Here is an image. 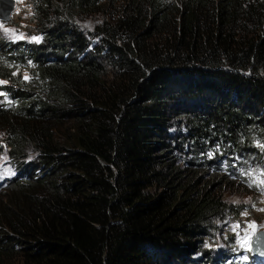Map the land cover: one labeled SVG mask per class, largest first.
Returning a JSON list of instances; mask_svg holds the SVG:
<instances>
[{"label":"trees","instance_id":"16d2710c","mask_svg":"<svg viewBox=\"0 0 264 264\" xmlns=\"http://www.w3.org/2000/svg\"><path fill=\"white\" fill-rule=\"evenodd\" d=\"M27 2L41 42H0V264H264L226 199L264 148V0Z\"/></svg>","mask_w":264,"mask_h":264},{"label":"rangeland","instance_id":"374dc122","mask_svg":"<svg viewBox=\"0 0 264 264\" xmlns=\"http://www.w3.org/2000/svg\"><path fill=\"white\" fill-rule=\"evenodd\" d=\"M9 1L4 0V6L0 0V16L5 17V14L9 10ZM9 25H0V39L3 41H23L29 43H36L39 38L34 35H29L31 30L30 24V7L27 0H13V9L9 15ZM82 25L85 28H91L92 21L86 19L82 21ZM30 31V32H29ZM21 78L27 79L28 74L24 70H20ZM5 81L0 79V85ZM4 96L0 92V104L4 101ZM1 144V143H0ZM6 151L4 147L0 145V179L2 177L10 175L12 169L9 166L5 157ZM241 172L245 174H256L254 179L256 187L253 190H242L237 184H234V188L237 190L228 191L226 199L230 204H234L242 208V213L239 216V222L235 224L237 228L235 241L237 249L242 251L248 250V244L252 235L258 231L264 233V149L260 156L259 162L244 161L240 164ZM251 167L257 170H251ZM224 190V187L222 188ZM224 223V222H223ZM222 223V224H223ZM222 224H218L221 227ZM243 254V253H242ZM240 255L231 256L230 263L237 262L243 259Z\"/></svg>","mask_w":264,"mask_h":264},{"label":"clouds","instance_id":"9594fccd","mask_svg":"<svg viewBox=\"0 0 264 264\" xmlns=\"http://www.w3.org/2000/svg\"><path fill=\"white\" fill-rule=\"evenodd\" d=\"M12 2H13V0H12ZM12 9H13V3H12ZM12 9L9 11L7 17H5V18H0V25H1V26H7V25H9V22H8L9 19H10L9 15L11 14ZM30 18H31V12H30ZM30 24H31V22H30ZM29 28H30V26H29ZM30 30H31V29H30ZM33 34H34V33H33V31L31 30V33H30L29 35H33ZM34 35H35V34H34ZM35 36L38 37V38H39V42H41V38H40L38 35H35ZM0 42H1L2 44H9V45H12V46L21 45L22 48H25V46H26L27 44H29V42H23V41L10 42V41H3V40H1V39H0ZM3 147H4V146H3ZM263 149H264V148H263ZM263 149L261 150V153H262ZM4 150H5V148H4ZM5 151H6V150H5ZM260 156H261V155H260ZM247 160H248L249 162H252V161L255 162V160H249V159H246V160H243L241 163H239V164H238V167L241 169L240 164H242L244 161H247ZM9 166H10V165H9ZM10 167H11V166H10ZM11 169H12V167H11ZM12 173H13V171H11L10 175L5 176V177H2V178L0 179V187H2V186L5 185L6 181L8 180L7 178H8L9 176H11ZM248 253H249L251 256H254L255 258H257V257H264V256L259 255V254H252V253L249 251V244H248Z\"/></svg>","mask_w":264,"mask_h":264},{"label":"water","instance_id":"95a60500","mask_svg":"<svg viewBox=\"0 0 264 264\" xmlns=\"http://www.w3.org/2000/svg\"><path fill=\"white\" fill-rule=\"evenodd\" d=\"M7 1H9V5H8L9 10L5 14V17H7L9 11L12 9V3H13L12 0H7ZM249 251L252 254H259L264 256V233L262 231H258L251 236L249 241Z\"/></svg>","mask_w":264,"mask_h":264},{"label":"bare ground","instance_id":"6f19581e","mask_svg":"<svg viewBox=\"0 0 264 264\" xmlns=\"http://www.w3.org/2000/svg\"><path fill=\"white\" fill-rule=\"evenodd\" d=\"M1 2H2V5L4 6V0H1ZM0 18H2V17H0Z\"/></svg>","mask_w":264,"mask_h":264},{"label":"snow or ice","instance_id":"6c2138e0","mask_svg":"<svg viewBox=\"0 0 264 264\" xmlns=\"http://www.w3.org/2000/svg\"><path fill=\"white\" fill-rule=\"evenodd\" d=\"M37 42H39L38 39H37Z\"/></svg>","mask_w":264,"mask_h":264}]
</instances>
